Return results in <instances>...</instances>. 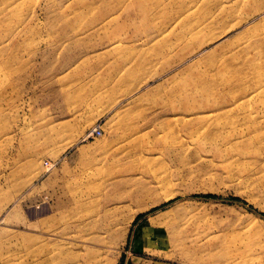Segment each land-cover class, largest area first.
Instances as JSON below:
<instances>
[{
	"label": "rangeland",
	"instance_id": "1",
	"mask_svg": "<svg viewBox=\"0 0 264 264\" xmlns=\"http://www.w3.org/2000/svg\"><path fill=\"white\" fill-rule=\"evenodd\" d=\"M6 248L264 264V0H0Z\"/></svg>",
	"mask_w": 264,
	"mask_h": 264
},
{
	"label": "bare ground",
	"instance_id": "2",
	"mask_svg": "<svg viewBox=\"0 0 264 264\" xmlns=\"http://www.w3.org/2000/svg\"><path fill=\"white\" fill-rule=\"evenodd\" d=\"M24 247L23 246H21V247H18V249L16 250L18 253H21L22 251L21 250H24L23 249ZM3 251H4V249H3ZM12 254V251L11 250H9V248H6V250L4 251V252H2L1 253V256H2V261H1V263L0 264H13L12 263V259H11V255ZM13 254H14V251H13ZM16 255V254H15ZM27 255V254H26ZM92 255H93V252H90L89 253V257L87 258L89 261H91V257H92ZM96 257H97V255L96 254H94ZM24 257V255H20V257L18 258V259H22ZM78 257V256H77ZM95 257V258H96ZM79 258V257H78ZM77 261H80V259H77ZM82 262L83 261H85V260H81ZM19 264H23V260L22 261H20V263Z\"/></svg>",
	"mask_w": 264,
	"mask_h": 264
},
{
	"label": "crops",
	"instance_id": "3",
	"mask_svg": "<svg viewBox=\"0 0 264 264\" xmlns=\"http://www.w3.org/2000/svg\"><path fill=\"white\" fill-rule=\"evenodd\" d=\"M133 259L137 260L138 262H133ZM123 264H160L154 261H146L145 258H140L138 256L133 257H126L123 261Z\"/></svg>",
	"mask_w": 264,
	"mask_h": 264
},
{
	"label": "built area",
	"instance_id": "4",
	"mask_svg": "<svg viewBox=\"0 0 264 264\" xmlns=\"http://www.w3.org/2000/svg\"><path fill=\"white\" fill-rule=\"evenodd\" d=\"M100 134V131L98 130V128H94L88 135H87V139L88 138H91L93 135H99Z\"/></svg>",
	"mask_w": 264,
	"mask_h": 264
},
{
	"label": "trees",
	"instance_id": "5",
	"mask_svg": "<svg viewBox=\"0 0 264 264\" xmlns=\"http://www.w3.org/2000/svg\"><path fill=\"white\" fill-rule=\"evenodd\" d=\"M203 198H206V199H218V198L215 197V196H205V197H203ZM233 201H238V200H232L231 202H233ZM248 209H249L250 211H253V212L256 213V211L253 210L252 208L248 207Z\"/></svg>",
	"mask_w": 264,
	"mask_h": 264
}]
</instances>
